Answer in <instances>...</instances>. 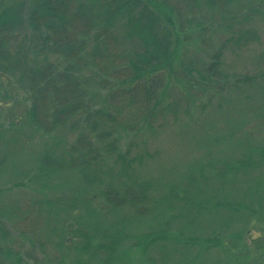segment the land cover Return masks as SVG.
I'll return each instance as SVG.
<instances>
[{"label": "trees", "instance_id": "1", "mask_svg": "<svg viewBox=\"0 0 264 264\" xmlns=\"http://www.w3.org/2000/svg\"><path fill=\"white\" fill-rule=\"evenodd\" d=\"M237 1L0 0V144L18 152L25 142L36 140L41 151L35 166L15 179L14 187L32 182L42 187L52 173L70 169L91 187L96 180L84 177L95 175L99 167L120 174L119 165L130 171L147 152L129 157L130 149H120L125 127L133 130V148L165 124L191 129L216 99L252 82L253 75L225 73L223 47L229 41L255 38L254 32L234 27L249 22L264 0H246L229 10ZM217 34L227 36L211 54H187L193 36L205 42ZM125 111L129 112L126 121ZM243 152L232 160L209 157L212 160L193 166L184 187L175 186L166 196L152 197L149 184L135 183L130 177L103 184L93 194L76 191L56 202L38 197L25 210L13 208L5 218L14 214L26 219L30 211L35 213L33 219L41 225L31 233L52 244V264H160L159 259L168 257L162 251L176 236L174 244L182 247L219 245L214 229L210 237H203L191 225L219 207L228 210L220 220L223 223L240 209L256 215L254 200L258 209H264L262 175L252 179L250 193L245 192L249 202H241L236 191H227L222 203L218 200L228 172L246 175L257 167L254 152ZM255 154L264 163V145ZM196 172L205 185H198ZM208 186L214 191L209 193ZM175 208L172 218L181 219L184 212L194 220L187 221L176 236L165 217ZM1 212L0 264H30L12 245L15 240L8 237ZM66 217H72L74 225ZM141 219L157 225L141 234L133 229L131 235L128 227ZM263 229H248L253 244L259 243L255 248H264ZM242 235L231 236L233 243ZM154 247L159 248L158 257ZM238 248L244 256L252 252L248 245Z\"/></svg>", "mask_w": 264, "mask_h": 264}, {"label": "rangeland", "instance_id": "2", "mask_svg": "<svg viewBox=\"0 0 264 264\" xmlns=\"http://www.w3.org/2000/svg\"><path fill=\"white\" fill-rule=\"evenodd\" d=\"M239 2L243 5L246 0H238L229 5L228 9L238 8ZM211 11L217 19L220 18L217 8H213ZM23 16H26V14L24 13ZM237 29L254 32L256 36L239 43L236 41L226 42L222 55L223 70L229 75H253L254 80L241 85L238 89L229 90L222 98L216 99L212 104L213 108H210L202 118L200 117L198 123L193 125L191 129L182 128V126L174 123L165 124L163 129L156 130L146 138L145 143H138L136 139L135 142L137 143L133 148V130H128L124 126L120 149H130L129 157L139 153L146 154L145 152H147L142 162L139 164L134 163L130 171L127 168L122 169L119 165L120 174L110 170L108 166L99 167L100 170L95 175L84 177L89 180H96L91 187L87 186L82 176L75 169L52 173L50 178L44 179L45 184L42 187L35 185L33 182L25 183L26 185L22 187H14L15 179L24 177L25 172L31 171L35 166L36 158L38 159V153L41 151L36 140L30 141L32 145H30V142L27 144L25 142V146L20 148L18 152L15 149L11 151L12 148L9 145L0 144V187H2L0 211H2L4 227L8 232V237L15 240L12 245L25 260L27 259L30 264L33 262L34 264H52L49 260L53 259L55 249L52 248L51 243H48L49 241L46 242L44 238H36L32 235L31 232L34 233L41 225L40 221L33 219L35 213H32V211H28L29 214L26 219L19 218V215L15 216L14 214H11V219L5 217L15 207L20 211L25 210L30 202L38 197H47L56 202L57 199L65 200L69 198L76 191H84V193L88 191V194H93L100 191L103 184L108 182L117 184L119 181L129 180L131 177L135 183L145 182L149 184V194L158 198L159 196H166L169 190L175 186L178 188L184 187L188 170L193 166L198 168V164L201 165L205 160H212L209 157L217 158L219 161L232 160L240 156L243 150L245 151L244 154L250 150V152H254L255 166L257 167L246 175L242 172H228L224 185H222L223 192L218 197V200L222 203L224 201L222 197L227 191H236L241 202H249V197L245 192L250 193L252 179L261 175V178H264V174H262L264 163L255 154V149L264 145V6H261L260 11L245 25L234 27V30ZM226 36L227 34H217L212 39L213 41L206 39L205 42L193 36L191 42L193 48L190 47L187 54L194 53L196 56H203L205 53L211 54L215 48L223 44ZM128 113L126 111L122 113L125 121ZM205 139V142L210 139L209 143L201 141ZM214 165L217 164L214 163ZM205 172L207 174L206 170ZM196 178L200 182L197 183L198 185L204 183L199 180L203 178H200L197 172ZM211 180L217 186L216 177L212 176ZM187 187V190L191 191V187ZM213 188L208 186V192L211 193ZM214 200L216 199L214 198ZM252 203H254L252 207L258 210L256 215L248 213V210L240 209L237 214L231 215L229 213L231 220L223 223L220 220L228 210L225 206H221L211 215L201 219L200 222H191V225L197 226L198 234L203 235V237H210L213 229L215 234H219L220 244H212L209 247L205 246V248L199 243L185 247H182L184 246L182 244H174L173 241H177L179 238L176 236L178 235V229L183 230V226L187 221L194 220H190L191 216L184 212L182 214L185 217L178 220L174 219L172 215L176 214L177 209L168 211L165 217L170 218L172 224L169 231L175 233L176 237L170 241L171 243L169 242L170 246H167V250L162 251L168 257L165 259L162 257V261L159 259L160 264L164 260H166L164 264H264V248H255L259 243L254 245L249 233V230L259 231L260 228H264V209L263 206L258 209L255 200ZM84 217L87 218L85 215ZM66 218L69 225H74L72 217ZM148 220L141 219L136 225L133 224L128 227L130 234L133 235V229L137 232L136 234H141L142 232H149L150 227L155 228L157 223ZM109 221L110 219H107V223ZM238 233L243 234L241 240L233 243L231 236L234 234L236 236ZM263 237L261 240L264 241ZM40 242L43 243L42 246L39 244ZM236 243L239 247L248 245L252 252L250 251L251 253L244 256L238 251L239 248L235 246ZM156 249L159 250L158 247H154V255L159 252ZM156 256L158 257V255Z\"/></svg>", "mask_w": 264, "mask_h": 264}]
</instances>
